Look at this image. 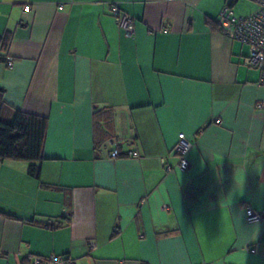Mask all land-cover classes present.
Masks as SVG:
<instances>
[{"label":"crops","instance_id":"obj_1","mask_svg":"<svg viewBox=\"0 0 264 264\" xmlns=\"http://www.w3.org/2000/svg\"><path fill=\"white\" fill-rule=\"evenodd\" d=\"M226 4L257 0H0V116L47 117L38 178L0 159V264H264V84L216 27Z\"/></svg>","mask_w":264,"mask_h":264},{"label":"built area","instance_id":"obj_2","mask_svg":"<svg viewBox=\"0 0 264 264\" xmlns=\"http://www.w3.org/2000/svg\"><path fill=\"white\" fill-rule=\"evenodd\" d=\"M257 3L256 9L246 15H238L230 6L224 5L219 11L217 25L221 32L248 45V54L243 56L242 62L247 68L258 70V83L264 84V0H257ZM108 5L116 25L122 28L126 35H131L133 33L134 17L130 13L121 10L116 2H109ZM28 9V6L23 8L24 11ZM5 63L8 67H11L13 65L12 58L10 56L7 57ZM257 106L262 107L264 104H257ZM190 147L191 141L184 133L180 132L173 148L178 155L177 167L180 170H186L189 166L186 154ZM119 154V150L114 145L109 152V156L116 158L120 156ZM123 155L136 157L138 152L134 149H128L123 152ZM165 168L168 171L171 169L170 166ZM244 210L247 222L255 223L261 220L262 212L255 210L249 203L244 204ZM89 247L95 248V242L89 241ZM42 262L76 264L74 258L65 255H50L44 258L36 256L32 258L31 264Z\"/></svg>","mask_w":264,"mask_h":264},{"label":"trees","instance_id":"obj_3","mask_svg":"<svg viewBox=\"0 0 264 264\" xmlns=\"http://www.w3.org/2000/svg\"><path fill=\"white\" fill-rule=\"evenodd\" d=\"M216 27L219 30L217 21ZM10 38L11 33L9 31H4L0 35V63L9 57L6 53ZM3 93L4 88L0 86V109L4 104ZM95 119L101 122L100 118ZM46 126V116L19 109L13 111L9 121L0 116V159L26 161L28 162L27 174L38 178L40 162L43 159L41 150ZM116 148L120 152L118 144ZM119 155L122 156L123 153L120 152Z\"/></svg>","mask_w":264,"mask_h":264},{"label":"rangeland","instance_id":"obj_4","mask_svg":"<svg viewBox=\"0 0 264 264\" xmlns=\"http://www.w3.org/2000/svg\"><path fill=\"white\" fill-rule=\"evenodd\" d=\"M257 5H258V3H257Z\"/></svg>","mask_w":264,"mask_h":264}]
</instances>
